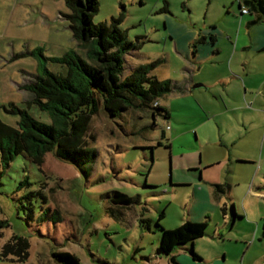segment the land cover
<instances>
[{
    "label": "rangeland",
    "instance_id": "374dc122",
    "mask_svg": "<svg viewBox=\"0 0 264 264\" xmlns=\"http://www.w3.org/2000/svg\"><path fill=\"white\" fill-rule=\"evenodd\" d=\"M99 2L94 24L123 16L120 27L128 39L142 43L126 56L127 72L141 64L158 63L153 72L157 79L178 82L188 90L185 94L176 89L159 100L170 110L171 119L157 117L155 127L148 111L112 119L102 107L92 119L95 140L90 141L97 159L88 168L89 177L52 153L41 167L19 155L0 181V220L9 223L1 233L0 264H61L53 252H70L81 264H173L172 257L178 264H201L190 257L189 249L171 257L157 256L156 221L163 210L160 224L166 230L188 221H207V236L195 243L194 251L208 264H264V55L250 65L244 61L240 67L247 75L232 79L240 71H235L237 61L227 59L226 45L219 46V61L214 64L200 60L208 41L194 46L206 33L218 36V32L234 30L235 26L227 25L232 18L228 12L237 9V0ZM67 13L65 0H0V118L6 124L17 127L19 121L3 109L11 103L51 123L47 113L28 105L29 93L21 87L42 73L41 63L55 73L66 69L33 55L35 50H44L42 55L49 59L76 50L87 59L85 49L73 38L64 17ZM199 84L203 87L193 88ZM245 84L250 102L243 99ZM176 100L193 108L196 103L215 117L207 121L196 111L171 107ZM166 126L172 128L165 132L170 140L178 134L172 139L173 158L166 147L169 140L162 139ZM161 140L162 147L141 149ZM221 140L232 145L221 147ZM193 152L202 162L220 165L216 178L226 186L218 206L227 203L231 209L230 196L236 215L243 218L232 230H223L220 207L216 213L204 214L213 203L211 186L203 182L199 184L203 191L195 192L196 181L188 168H182L187 165L185 156ZM114 191L137 201L131 206L116 205L111 199ZM142 220L153 221L152 232ZM14 235L28 239L24 263L17 255L8 259L1 255Z\"/></svg>",
    "mask_w": 264,
    "mask_h": 264
},
{
    "label": "trees",
    "instance_id": "16d2710c",
    "mask_svg": "<svg viewBox=\"0 0 264 264\" xmlns=\"http://www.w3.org/2000/svg\"><path fill=\"white\" fill-rule=\"evenodd\" d=\"M68 13L64 16L69 22L74 40L85 49V60L76 51L71 50L60 58H46L44 50H35L33 55H41L45 62H52L66 71L52 72L40 64L42 73L34 80L22 85V90L29 93L28 105H34L45 112L51 123H44L34 118L27 109L14 104L3 109L19 117L17 127L10 126L0 118V181L6 170L19 155H25L33 164L41 167L47 154H54L63 163L76 167L83 175L89 177L91 167L97 159V151L92 148V119L103 107L112 119L121 118L131 111H148L154 121L157 117L170 119L168 109L163 108L159 100L176 89L183 90L178 82L160 81L153 72L158 63L141 64L126 71V56L139 50V40L132 42L127 32L121 29L123 16L109 22L93 23V17L99 12V0H65ZM241 13L248 9V15L255 16L252 24L264 21V0H238ZM205 41L199 39L197 43ZM168 128V127H167ZM166 128V129H167ZM170 128V127H169ZM91 139V141H90ZM162 139H166L163 131ZM162 140L156 145L141 149L162 147ZM170 149V146H166ZM138 148V147H136ZM151 172L153 164L150 165ZM90 170V169H89ZM153 188L154 186H146ZM219 192L223 186L215 185ZM116 205L131 206L136 203L132 198L119 191L112 192ZM110 196V195H108ZM224 215H231L230 223L243 219L228 209L221 208ZM165 218V210L156 221L160 233L157 256L171 257L177 251L189 249L196 241L207 236L208 223L188 221L174 230H166L160 224ZM152 220H142V225L149 232L153 231ZM7 221L0 220V238ZM28 239L14 235L1 249L3 258L17 255L25 262L28 257ZM195 260H201L197 252L191 251ZM53 257L61 264H81L79 258L70 252H53ZM173 264H178L172 257Z\"/></svg>",
    "mask_w": 264,
    "mask_h": 264
},
{
    "label": "crops",
    "instance_id": "0c3cea01",
    "mask_svg": "<svg viewBox=\"0 0 264 264\" xmlns=\"http://www.w3.org/2000/svg\"><path fill=\"white\" fill-rule=\"evenodd\" d=\"M237 4H238V0H237ZM231 7H233V4H231ZM225 8H226V6H225ZM229 9L230 8H228V10ZM228 15L230 16V18L231 17L232 18H231V20L228 21L227 25H230L231 27L235 26L234 30L228 31V32H226V31L218 32V36L213 32L206 33L203 36V39L205 41L209 42L208 43L209 46L205 47L204 50H202V54H204L205 57L202 56L203 58L201 57L200 60L203 62L208 61L212 64L218 62L219 61V55L221 53L219 46L224 44V45H226V49H227L226 54H225L226 57H228L227 59H230L232 62L237 61V64L239 66L238 67L239 69L237 68V70H235V71H240V73L237 72V74L236 73L233 74L232 79H239L240 77L242 78L244 75H247L246 70H242L240 67L242 65V63H244V61L246 64L250 65L254 62H258V59L261 58L259 55H264V21H260V22L252 24L251 22L255 19V16H251L248 14L241 13V8H240L239 4H238L237 9L234 11L228 12ZM220 36L222 37L220 39H223V42L219 41L217 39ZM198 54H200V53H198ZM243 54H248V55H247V57H244L245 55L243 56ZM253 56H254V58H253ZM255 58H257V59L255 60ZM220 83L225 84V79L224 80L220 79ZM193 84H194L193 82L189 83L188 84L189 88L192 87ZM182 86H183V90L181 92H184L186 94L188 88L186 85H182ZM262 90H264V87ZM247 91L250 92V89L245 84V93L246 94H244V96H243L244 101H247V99H248ZM263 94H264V92H263ZM247 102H250V101H247ZM174 104L178 108H185V109L196 111L198 113V117H202L207 121H209L212 117H215V116L210 117L208 115V113L201 106L198 107V104H196V103H195V108L191 107V105L183 104L182 102H180V100L173 101L169 105H171V107H172ZM245 109L246 108H243V110H245ZM168 111L170 113V110H168ZM191 118H193V117H190V119ZM170 119H171V115H170ZM167 127H170V129H166ZM168 130L169 131L172 130L171 126L165 127L164 131L167 132ZM177 136H178V134L176 136L171 135V138L174 139ZM165 137H166V139L169 140V143H167V144L170 146V155L173 158L172 139L171 140L169 139L170 136L168 135V133H165ZM219 145L221 147H225V148L228 147L229 148L232 145V142L221 140L219 142ZM197 153L198 152H193L191 154H187L185 156L187 159L186 160L187 165L186 166L182 165L183 166L182 168L184 170L188 168L189 169L188 173L190 175H192L194 181H196L197 186H195V192L198 193V191H200L199 189H201V188L199 187V184L201 185V183H203V182L208 183L211 186V197H212L213 203H209V207H208L209 209L204 210L203 212H204V214L207 211L212 212V213H216L218 211V208L220 207L218 205L219 204L221 205V203L223 202V196L222 195L225 194V186H226L220 182L219 178H216V174L218 172H220L217 169L220 165L214 164L212 161H208L206 163L202 162L201 159L198 158ZM230 161H232V160H230ZM238 164H244V165L252 164V165H254V163L240 162V161L238 162ZM170 181L173 182V177ZM217 184H220L223 186L224 192L217 191V189L215 188V185H217ZM201 191H203V188L201 189ZM250 192L253 194H256V195L258 194V193H255L253 190H250ZM228 199L232 202V206H233L234 205V202L232 201L233 199L230 198V196H228ZM224 205H226L227 208L230 209L229 206L227 205V203H224L222 205V207ZM222 207H220V209ZM222 219H223V223H224L223 230H226L228 228L230 230H232L236 222L230 223L231 215H229V214L224 215L223 214ZM237 221H239V220H237ZM219 232H220V229H219ZM195 243H194V246H195ZM189 255L196 262H199L201 264H208V262L204 261L199 254L198 255L200 256L201 260H195L190 253H189Z\"/></svg>",
    "mask_w": 264,
    "mask_h": 264
},
{
    "label": "water",
    "instance_id": "95a60500",
    "mask_svg": "<svg viewBox=\"0 0 264 264\" xmlns=\"http://www.w3.org/2000/svg\"><path fill=\"white\" fill-rule=\"evenodd\" d=\"M201 87H203V85L199 84V85L194 86L193 88L196 89V88H201ZM152 160H153V158H152ZM232 209H233V212L236 213L235 205L232 206ZM233 222H235V220ZM191 251H194V244H192L190 246V252H189L190 254H191Z\"/></svg>",
    "mask_w": 264,
    "mask_h": 264
},
{
    "label": "built area",
    "instance_id": "2783aa9c",
    "mask_svg": "<svg viewBox=\"0 0 264 264\" xmlns=\"http://www.w3.org/2000/svg\"><path fill=\"white\" fill-rule=\"evenodd\" d=\"M246 13H248V9L243 10V14H246ZM167 129H170V128L168 127Z\"/></svg>",
    "mask_w": 264,
    "mask_h": 264
}]
</instances>
